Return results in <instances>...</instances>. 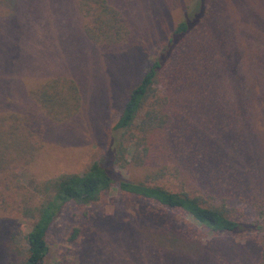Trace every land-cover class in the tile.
Masks as SVG:
<instances>
[{
	"label": "rangeland",
	"instance_id": "374dc122",
	"mask_svg": "<svg viewBox=\"0 0 264 264\" xmlns=\"http://www.w3.org/2000/svg\"><path fill=\"white\" fill-rule=\"evenodd\" d=\"M78 1L0 0V119L34 142L26 165L0 174V264L25 262L37 185L103 161L131 89L186 20L156 84L174 123L149 165L115 173L135 182L161 170L156 185L224 201L235 220L251 222L264 209V0H107L129 29L109 48L86 38ZM58 77L72 79L82 99L64 123L29 97ZM46 239L45 264H256L264 245L262 234L213 233L114 188L89 206L68 203Z\"/></svg>",
	"mask_w": 264,
	"mask_h": 264
},
{
	"label": "trees",
	"instance_id": "16d2710c",
	"mask_svg": "<svg viewBox=\"0 0 264 264\" xmlns=\"http://www.w3.org/2000/svg\"><path fill=\"white\" fill-rule=\"evenodd\" d=\"M78 9L86 20L84 32L92 44L109 48L128 39L129 29L126 20L108 4L107 0H79ZM189 25L187 20L177 25L158 58L152 62L139 83L131 89L112 128L118 138L114 137L103 161H93L82 173L63 174L37 185L35 193L39 201L33 208L34 221L24 236L26 245L24 264H45L49 252L47 231L68 203L89 206L97 203L103 193L113 188L123 194L184 212L213 233L251 232L262 234L264 237L262 207L258 209L251 222L245 223L235 220L239 212L224 201L215 205L211 203V196V198L190 196L186 192L175 193L156 185L154 181L163 176L161 170L150 173L142 181L135 182L120 178L115 173L126 166L140 169L149 165L150 154L153 148L159 145V136L173 125L168 110V98L159 95L156 88L157 77L170 46L188 31ZM29 97L55 123L69 121L79 113L82 106L79 87L72 79L66 77L47 80L30 91ZM3 122L4 120L0 119V174L6 172L8 168H22L32 159L34 153L32 147L34 142L30 140L33 134L20 123L16 126L9 124L4 129L3 124L6 122ZM26 133L31 138L25 137ZM108 167H111V170H108ZM78 236L79 230H74L68 241L73 242ZM259 248L256 264H264V245Z\"/></svg>",
	"mask_w": 264,
	"mask_h": 264
}]
</instances>
